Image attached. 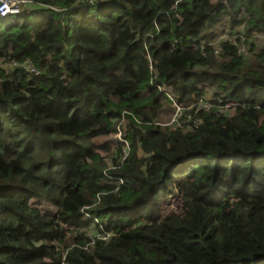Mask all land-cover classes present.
Returning <instances> with one entry per match:
<instances>
[{
	"label": "trees",
	"instance_id": "obj_1",
	"mask_svg": "<svg viewBox=\"0 0 264 264\" xmlns=\"http://www.w3.org/2000/svg\"><path fill=\"white\" fill-rule=\"evenodd\" d=\"M29 1L0 18V264H264V0Z\"/></svg>",
	"mask_w": 264,
	"mask_h": 264
},
{
	"label": "rangeland",
	"instance_id": "obj_2",
	"mask_svg": "<svg viewBox=\"0 0 264 264\" xmlns=\"http://www.w3.org/2000/svg\"><path fill=\"white\" fill-rule=\"evenodd\" d=\"M211 1L215 2L216 0H211ZM221 26H223V28H225V29H227L229 27V23H228L227 18H222ZM241 30H243L242 25L236 27L235 31H241ZM216 34L218 37H217L214 45L216 46V49H218V44H219L218 42H220V38L224 34H228V33L224 32V31L220 32V29H217ZM253 37L255 39L257 38L258 41L261 37L264 38L263 35L258 34V33H255L253 35ZM253 37H252V39H253ZM168 92L169 93L171 92L170 89H168ZM206 98H208V96ZM171 106H172L171 108H173L172 113L170 115L164 116L162 118V122H164L163 124H165V125H169V126H172L175 128L177 126H180L182 121L175 120V115H176L175 110H174V107L172 104H171ZM232 107L233 106L231 105V103H229L228 106H225V108L229 109V112L233 111ZM176 112H177V108H176ZM115 140H118V141L120 140V142H122V140H123L122 139V133H121V127H119V130L112 135L99 136V137H95L93 139L94 143L97 145H100V144L105 143V142H108L110 144L111 150L108 152H104V151L99 150V149L97 150L103 156H106L105 158H106V162L108 165L112 164L111 163V159H112L111 157L115 154V151H114L115 145L113 143ZM177 179H178L177 177H174L172 184L168 185L166 193L160 194L158 197V200L160 201V206H161L162 212L164 214L167 212H170V211H179L181 208L182 200L180 199V194L176 188ZM30 204H31V206L37 207L43 214L53 215L56 212V208L53 205H51L50 203H48L45 199H31ZM87 235L89 236V234H87ZM47 261H49V264H50L51 260L47 259Z\"/></svg>",
	"mask_w": 264,
	"mask_h": 264
},
{
	"label": "built area",
	"instance_id": "obj_3",
	"mask_svg": "<svg viewBox=\"0 0 264 264\" xmlns=\"http://www.w3.org/2000/svg\"><path fill=\"white\" fill-rule=\"evenodd\" d=\"M29 4H32L31 1L29 0H0V18L2 17H6V16H9V15H15V14H18L20 11H21V8L25 5H29ZM220 41H229L231 42V44H234V45H238L237 44V36L234 35V34H224L221 38H220ZM248 46L245 45V44H241V45H238V50L240 52H245L247 50ZM220 46L218 45V50H220ZM17 63L16 62H13L12 65H16ZM152 65H150L151 67ZM21 68H24L26 71H28L29 73H33V74H38L39 71L38 69L33 65L31 64L30 62L28 63H23L21 66ZM161 91H163L167 96L168 98L170 99V101L172 102V105L174 107V110H175V120H180L182 121V123H185L186 121H188V118H189V114L187 115L186 118L183 119V113L185 112V110H190L194 105H189V106H185L184 103H180L178 101V99H176L177 97H175L173 95V92H172V88L170 86H160L159 88ZM168 89H170V93L168 92ZM229 104V103H228ZM228 104H226V106H228ZM210 102H209V99H206L204 101V99H200L199 102L196 104V108L200 109H204V110H208L210 108ZM176 108H177V112H176ZM122 142L125 143V147L123 149L124 152L127 151V148H128V143L126 142V140H122ZM86 208V207H85ZM88 208V207H87ZM83 211V209L81 210ZM84 212V211H83ZM95 219V222L98 223V229L96 230V233H92L90 234L88 237L90 240H94L95 238H101V239H106L109 237L110 233L109 231L106 232L104 230V228L99 224V219L96 218V217H92Z\"/></svg>",
	"mask_w": 264,
	"mask_h": 264
}]
</instances>
